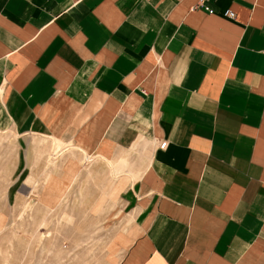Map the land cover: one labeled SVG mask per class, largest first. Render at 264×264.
Instances as JSON below:
<instances>
[{"label":"crops","instance_id":"obj_1","mask_svg":"<svg viewBox=\"0 0 264 264\" xmlns=\"http://www.w3.org/2000/svg\"><path fill=\"white\" fill-rule=\"evenodd\" d=\"M200 2L0 0V131L126 165L114 264H264V0Z\"/></svg>","mask_w":264,"mask_h":264},{"label":"rangeland","instance_id":"obj_2","mask_svg":"<svg viewBox=\"0 0 264 264\" xmlns=\"http://www.w3.org/2000/svg\"><path fill=\"white\" fill-rule=\"evenodd\" d=\"M43 141L0 131V264H114L126 165L78 168L72 144Z\"/></svg>","mask_w":264,"mask_h":264},{"label":"built area","instance_id":"obj_3","mask_svg":"<svg viewBox=\"0 0 264 264\" xmlns=\"http://www.w3.org/2000/svg\"><path fill=\"white\" fill-rule=\"evenodd\" d=\"M206 1H208V0H201V2H200L199 4H197V5L195 6V8H203V9L206 10L207 12L212 13V10H211L210 8L206 7L205 4H204ZM226 15H227V17H229V18H234V13H233V12H228ZM166 145H167V143L165 142V143H163L160 147H161V148H165Z\"/></svg>","mask_w":264,"mask_h":264}]
</instances>
